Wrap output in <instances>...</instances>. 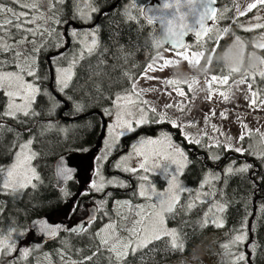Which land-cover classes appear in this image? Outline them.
I'll return each instance as SVG.
<instances>
[{
  "label": "trees",
  "instance_id": "16d2710c",
  "mask_svg": "<svg viewBox=\"0 0 264 264\" xmlns=\"http://www.w3.org/2000/svg\"><path fill=\"white\" fill-rule=\"evenodd\" d=\"M149 1L141 0V3H138V0H122L115 9L105 11L99 31V47L91 55L88 54L81 59L66 90L59 91L54 83L56 92L70 105L69 110L65 112L66 116L74 118L91 113L88 117L72 124L70 130L59 129L60 125L70 123L56 121L63 104L49 87L51 74L46 57L66 46L65 27L69 22L84 23L76 18L81 11L79 3L81 1L25 0L28 3H35L37 5L35 9L25 8L18 0L2 2L17 13L19 10H28L29 15L26 18L34 19L40 24L24 25L29 28L32 26V29L37 31L35 36L6 25L5 31L0 35L6 36L15 31V37L8 38L9 42L4 43L10 47L8 51L0 54V61L3 62L0 64V71L17 70L21 59H15V53L19 52L25 59L34 61L37 71L40 69L42 75L37 79L40 93L32 109L37 115L27 118H24L23 114H18L15 118L0 117V123L3 124V128H0V166L7 167L12 162L14 156L10 153L18 151L12 147L14 143L23 144L31 139L35 149L33 163L39 175L37 184L27 187L18 200L11 201L9 190L0 191V233L3 232V224H8L12 229V235L11 233L8 235L12 236L13 244L10 250L9 248L2 250L0 264H35L39 258L41 260L48 258L51 264H81V262L109 264L110 253L102 244L100 253L94 255L96 245L100 244L101 239L96 233H100L102 225L108 219L104 212L114 213L112 207L114 201H129L133 210L137 204H144V198L136 189L127 194L121 191L126 188L122 184L101 186L100 180L103 179L102 182L105 184V178L108 176L104 169L101 173L97 163L101 150L95 156V173L90 176L89 182L77 200L80 203L73 204L67 216L71 218L70 222L81 219L87 213V205L95 204L100 212L99 218L89 223L81 233H64L59 239L43 244L30 230L32 219L46 214H56V210L62 209L64 204L77 193L73 185L61 188L57 186L54 174L56 159L69 152L83 156L88 154L97 145L101 134L102 118L99 112L107 115L105 109L111 111L116 96L132 90L135 81L156 54L163 49H170L160 42L158 25L146 21L143 7ZM95 2L100 7L108 9L116 1L95 0ZM236 10V0H218V11L206 36L202 40L191 37L185 48L193 52H202L199 66L207 67V70L218 79L227 76L229 82L236 80L243 72L232 71L227 62L233 39L236 35H240L248 53L262 30V28L242 29V18L236 16ZM8 19L15 22L16 18ZM21 19L24 20L25 17ZM4 20L7 18L3 19L0 16V21ZM42 28L44 31H41ZM73 31L79 30L74 25H70L68 35L72 40L71 45L63 53L51 58L53 66L59 61L58 58L70 55L75 49ZM224 34H227V38H223ZM33 40L36 41V46H33ZM34 48L39 50L35 51ZM242 74L247 75L252 86L250 89L252 95L253 92L256 93V96H253L255 102L264 101V77L260 74L251 76L248 72ZM46 93H51V96ZM76 105L80 106V110L76 109ZM144 105L146 107V104ZM6 107L7 98L4 91H0V112L6 110ZM150 112L159 116L153 109H150ZM20 119H25V123L20 124ZM157 123L155 128L157 135L169 134L184 149L188 159L182 177L191 191L182 194L175 209V218H169L172 215L170 213L166 216L167 223L179 231L180 247L172 248L170 237H162L161 240L153 241L147 248L140 249L134 255L129 253L124 264H163L184 257L211 232L221 229L229 231L228 235L213 242V247L219 251L221 264H264L262 134L247 130L239 143L242 151L236 152L235 147H228L223 139L217 145H212L205 134L188 138L183 135L180 126L174 125L169 120H164L162 123L157 120ZM9 128L12 131H8ZM142 128L150 129L146 125ZM194 140H199L200 143H194ZM213 156H219V159L215 160ZM245 165L250 166L248 171L243 173L237 171ZM229 167L233 169L232 174L226 171ZM134 174L136 182L142 181L140 177L137 178L136 173ZM215 175L220 176V179H215ZM159 179L157 175H150L149 180L158 182ZM205 179L208 183L205 184L204 189L214 195H206V200H197L196 192ZM225 179L227 183L223 182ZM189 202L194 203L195 207L191 210H179L180 205ZM214 203L226 206L225 211L222 212L225 218L222 227H217L209 217V209ZM133 217L135 216H130L132 221ZM237 235H245L246 239L242 243L234 242ZM252 244L256 245L255 250L252 249ZM150 249L155 250L150 251ZM241 253L245 255L246 261L238 260ZM111 255L114 256V253ZM87 256H93V260H86Z\"/></svg>",
  "mask_w": 264,
  "mask_h": 264
},
{
  "label": "rangeland",
  "instance_id": "374dc122",
  "mask_svg": "<svg viewBox=\"0 0 264 264\" xmlns=\"http://www.w3.org/2000/svg\"><path fill=\"white\" fill-rule=\"evenodd\" d=\"M80 1L81 2L79 3L81 11L79 16L91 17L92 7L89 0ZM236 1V16L242 18L241 28L244 30L262 28V30L256 40L252 43L253 47L248 53H246L245 43L240 38V35H236L228 51V65L232 70L238 69V71H243L242 73L248 72L251 76L254 74L264 73V51H261L264 50V48L260 47L261 44H264V27H257V25H264V5L260 3V0ZM2 2H6V0H1L0 4H2L5 8H11L6 7ZM138 3H141V0H138ZM252 3H256L257 7L249 11L248 5ZM27 11L28 10L23 9L19 10L18 13L24 12L26 14L25 19L30 20V18H26L29 15ZM242 12L245 14L241 15ZM0 16L3 19L14 17L8 12L0 14ZM34 21L37 26L40 24L36 20ZM82 21L87 23L89 20L84 19ZM24 27L29 28L28 26ZM30 28L32 29V26ZM41 31H44V28H42ZM92 31L93 30L85 29L79 30L78 32L91 33ZM13 37H15V31L6 36L2 35L3 43L6 41L9 42L8 38L12 39ZM223 38H227V34H224ZM92 39L93 37L91 35L74 36V45L76 46L75 49L71 51L70 55L68 54L66 57H60L57 59L59 61L55 62L56 65L53 66L54 83L55 87L59 91L60 86L57 81L61 74L60 70L65 69L70 72V84L76 72V67L81 61V59H76V62L73 63V60L79 56L81 50H84V56L88 55L86 44L91 45ZM32 44L33 46H36V41L33 40ZM35 49L38 48H34V50ZM202 56V52H193L188 49H182L181 51L163 49L156 54V56L149 62L140 77L135 81L132 90L118 94L121 97L131 96V103L126 100H121L120 105L121 110L125 113L124 119L130 120L132 122L133 131L117 129V133L124 131V134L112 136L109 134L108 130L116 123L117 106L115 98L114 105L111 110L113 114L108 118L105 136L106 154L109 153L111 148L117 143L118 140H120L122 136L132 134L143 125L150 122H155L156 120L161 122L164 120H169L174 125L180 126L183 135L188 138H196L201 134H205L208 137L209 143L212 145H217L218 142L223 139L228 147L241 149L239 143L241 141V137L244 136L247 130L260 132L262 134V139H264V101L253 103L254 98L249 88L250 84L247 75H243L241 73V76L232 82H229L228 79L226 82H221L223 78H219L214 81L212 78L215 75L210 73L207 70V67L201 68L199 66ZM25 60H20L18 62L19 68L17 70H5L0 72H19V69L24 64ZM149 65L152 66L151 69H149ZM35 70L38 77L42 75L41 70L38 69L37 71L36 66ZM24 80L27 83H33L39 88L36 78L25 75ZM181 93H183V95ZM16 103L22 104L24 102L17 98ZM144 104H146V107ZM33 106L34 103L30 110L33 109ZM150 109L155 110L159 116L151 113ZM129 111L132 113L130 116L127 115ZM141 115L146 118V122L138 124L136 121L140 119ZM74 123L75 122L67 125H60L59 129L61 128L63 130H70L71 126H73L72 124ZM165 137H168L169 140H165ZM147 140H158L161 141V144L146 145L142 143L143 141ZM28 141L29 140L23 144H26ZM169 141L175 148H179L184 153L185 157H187L184 149L179 144H177L169 134L162 133L159 136H142V138H140L134 144L133 150L129 154L124 155L117 162L119 168L132 172V175H135L134 171L131 170L134 169V167L142 170L143 173H136L137 178L142 176L146 177L147 179H143L141 181L138 192L140 194V192L144 190L148 193V195L142 196L145 202L144 204H137L135 210L132 209L129 201L123 200L114 201L112 205L114 208L113 214L104 212V215H106L108 219L102 225L100 233L101 236L109 239L110 245L117 237L124 240L135 239V237L130 236V230L134 226L137 228V230H139L141 225L137 224L136 221L143 220L152 215L154 212L159 211V205L162 196H158L157 193H168L169 186L173 184V176L176 177V183H178L180 187L184 189V191L178 192L180 198L184 192L191 191V188L186 184L182 177L188 164V159L187 163H185L184 160L172 152V149H168L167 145ZM137 149L148 153L151 156V159L147 164V171L140 168V164L144 162V156L137 155ZM154 149H160L162 154L154 155ZM25 152L28 154L35 153L33 142L29 148L25 150ZM166 156H171V158H165ZM34 158L35 156L30 160L28 165L30 169H34V176L31 172H29V175L31 176V183L27 187L36 185L39 178L36 167L33 163ZM172 159L184 164V167L178 168V165L173 163ZM14 162L15 157L13 158L12 162L7 165V167H10ZM138 169H135V171ZM3 175L6 176V173ZM150 175H158L160 179L158 182L155 180L150 181ZM105 179V184L102 182L103 179L100 180L101 186L106 184L124 185L126 183L125 178H120L114 174L108 175ZM205 184L206 183L202 181L199 191L196 192L200 193L199 200L207 199V196L205 195L207 191L204 189ZM27 187L17 192L7 189L10 191L9 195L11 197V201L20 199ZM170 203H172V201H167L165 203V207H167ZM217 204L220 203H214L210 207L211 211H209V217L212 222H222L224 225L225 218L222 216V212L217 211L215 207ZM130 216H135L133 217V221ZM166 216L167 213H165L163 226L169 231L175 229L179 237V231L176 227H173L167 223ZM109 225H113L114 230L109 229ZM2 228L4 229L3 232L0 233V241H3L4 243L2 246H0V255L3 249L9 248L10 250L13 247V244L11 243L12 236L10 237L8 235L9 233L12 235V229L9 228V225L6 223L3 224ZM228 233L229 231L227 229L211 232L186 256L167 261L163 264H221L219 251L213 247V242L225 237L228 235ZM129 253H131V250H129ZM35 264H51V262L48 260V258H44L42 260L39 258Z\"/></svg>",
  "mask_w": 264,
  "mask_h": 264
},
{
  "label": "snow or ice",
  "instance_id": "6c2138e0",
  "mask_svg": "<svg viewBox=\"0 0 264 264\" xmlns=\"http://www.w3.org/2000/svg\"><path fill=\"white\" fill-rule=\"evenodd\" d=\"M18 2H22L23 6L25 8H32L35 9L37 5L35 3H28L25 2V0H18ZM63 2V0H61ZM260 3L264 5V0H260ZM166 7H169V5H165ZM257 7L256 3H252L248 5V10L250 11L251 9H254ZM93 12L98 11V9L93 8ZM5 12L11 13L16 19L15 22L12 19H7L4 21H0V34H2L5 31L6 25H11L15 27L17 30H22L24 32H29L31 35L35 36L37 35V31L26 28L24 25L26 23H35L34 20H22L21 17H25L24 12L17 13L11 8H5L2 4H0V14H3ZM215 15L214 11L212 13ZM245 13H241V15H244ZM78 19L84 20L88 19L90 20L91 17H84V16H78L76 17ZM58 23L60 21H57ZM171 23V22H169ZM257 27H264V25H257ZM72 35L74 36H80V35H91L93 37L92 39V44L87 45L86 44V49L87 53L91 55L97 46V40L95 39V36L97 35L96 31H92L91 33H82V32H76L73 31ZM24 41L22 40L21 43ZM9 45L4 44L2 40V35H0V54L3 52H6L9 50ZM260 47L264 48V44H261ZM39 49H35V51H38ZM84 57V50H81L79 56L73 60V63L76 62V59H82ZM15 59H21L25 60L23 55L19 52L15 53ZM3 62L0 61V64ZM149 69H151V65L148 66ZM232 71H238V69H233ZM60 76L58 78V84L60 86V91H63L64 89L68 88L69 85V80L71 79L70 72L65 69L60 70ZM28 77H33L38 79L39 77L37 76L36 70H35V63L34 61L31 60H25L24 64L20 67L19 72H0V91H4V94L7 98V107L6 110L0 112V117L8 116V117H13L15 118L18 114L22 113L24 118L30 117V116H36L37 113L34 110H30L32 108L33 103L35 102L37 98V94L40 93V89L36 87L33 83H27L24 80V76ZM262 77H264V73L260 74ZM214 81L217 80L218 78L213 76L212 78ZM228 79L227 76L223 77V80L221 82H226ZM251 85H249V88L251 89ZM183 95V93H181ZM46 95L51 96V93H46ZM253 96H256V93L253 92ZM19 98L21 99L24 103L18 104L16 103V99ZM121 100H126L131 103V96H124L121 97L119 95L116 96V106H117V112H116V123L109 128V134L112 136L116 135H123L124 131H120L117 133V129H123L126 131H133L132 128V122L130 120L124 119L125 113L121 110V105L120 101ZM253 103H255V100H253ZM55 106V105H54ZM76 109L80 110V106L76 105ZM105 113L108 116H111L113 113L107 109H105ZM127 115H132L131 111L127 113ZM146 118L141 115L140 119L136 121V123H145ZM20 124L25 123V119H20L19 120ZM0 128H3V124L0 123ZM8 131H12L11 128L8 129ZM19 135V133H17ZM243 139V137H241ZM165 140H169L168 137H165ZM194 143L199 144V140H194ZM31 140H29L26 144H18L14 143L12 145L13 148L18 149L19 151L17 152H12L10 153L15 157V162L11 164L10 167H4L0 166V174L5 175H0V191H3L4 189H11L13 192H17L19 190L24 189L31 183V176L29 175V172L32 173L34 176V169H30L28 167L30 160L35 156V153L28 154L25 152L26 149L29 148L31 145ZM143 144L146 145H158L161 144V141L158 140H147L143 141ZM163 147V146H162ZM168 149H172V152L179 156L182 160L187 163V157H185L184 153L179 149L175 148L169 141L167 145ZM236 152H241L242 149L240 148H235ZM154 155H161L162 152L160 149H154L153 150ZM137 155H143L144 156V162L140 164V168L144 169L145 171L148 170L147 164L149 160L151 159V156L148 153L142 152L139 149H137ZM165 158H171V156H166ZM215 160L219 159V156H213L212 157ZM173 163H176L178 165V168H183L184 164H181L179 161L172 159ZM249 165H245L243 168L237 169L238 172L243 173L248 171ZM132 171H135V169H131ZM66 171H71L66 170ZM229 174L233 173V169L231 167L227 168L226 170ZM38 178V177H37ZM215 179H220V176L215 175ZM141 179H147L146 177H141ZM173 184L169 186V191L168 193H157L158 196H162L160 200V205H159V211L154 212L152 215L148 216L147 218L143 220L136 221L137 224H140L141 227L139 230L134 226L130 230V236L135 237V239H120L117 237L115 241L110 245L109 244V239L101 236V233H96V236L101 237L100 239V244L96 245V249L94 252V255H97L100 253V245L102 244L110 253L108 257V262L109 264H124V261L126 260L127 256L129 255V250H131V253L134 255L137 251H139L142 248H147L149 244H151L153 241H159L162 239V237H171V247L172 248H179L180 244L178 243L179 237L176 233L175 229L168 230L165 228L164 225V218H165V213H170L172 214L169 218L174 219L176 215V205L179 204L180 197L178 195V192L184 191L180 187L178 183H176V177H172ZM224 183H227V179L223 181ZM204 183H208V180L205 179ZM95 186V185H94ZM202 186V185H201ZM141 196H147L148 193L144 190L140 192ZM205 195H214V193H206ZM195 199H200V193H196ZM172 201V203L168 204L167 207H165V203L167 201ZM195 207V204L192 202L187 203L186 205H180L179 210L184 211V210H191L192 208ZM217 211L223 212L225 211V206L224 204H217L215 205ZM211 211V209L209 210ZM207 215V213L205 214ZM213 223L216 224L217 227H222L223 223L222 222H216L213 221ZM109 229L114 230L113 225H109ZM246 239L245 235H237L235 237L234 242H240L242 243ZM3 241H0V246L3 245ZM225 247H228L225 245ZM252 249L255 250L256 245L252 244L251 245ZM155 249H150V251H154ZM114 253V256L111 255ZM86 260L92 261L93 256H87L85 257ZM239 261H246V257L243 253H241L238 257ZM83 264V262H81Z\"/></svg>",
  "mask_w": 264,
  "mask_h": 264
},
{
  "label": "water",
  "instance_id": "95a60500",
  "mask_svg": "<svg viewBox=\"0 0 264 264\" xmlns=\"http://www.w3.org/2000/svg\"><path fill=\"white\" fill-rule=\"evenodd\" d=\"M121 2L122 0H116L106 11L115 9ZM165 5H169V7ZM213 11L215 15L212 14ZM217 11V0H155L144 8V15L149 20L157 23L159 28V40L163 45L173 50H182L187 47L188 40L191 37L202 40L206 36ZM103 12L99 14V17ZM70 25H74L75 28L82 27L76 23L69 22L65 27V36L67 39L66 46L48 55L46 61L51 74L49 87L55 96L64 103V108L61 111V119L65 121H76L88 117L91 113L74 118L63 116V114L69 110L70 105L54 89V68L51 61L52 57L63 53L70 47L71 39L68 35ZM99 115L103 120V126L97 145L91 149L86 156L76 152H69L61 155L54 162V174L59 188L75 178L81 179L80 175H85L77 194L69 201L65 210L79 198L86 184L89 182L88 174H93V170L91 169L87 172V168L90 167L94 155L102 148L108 125L104 114L99 112ZM69 169L71 171H66ZM54 215L55 213L46 214L31 220L30 230L33 232L35 238L40 239L42 242H51L58 239L60 234L66 230L81 233L86 223L98 219L99 212L96 205H91L88 216L70 228L65 222L57 220Z\"/></svg>",
  "mask_w": 264,
  "mask_h": 264
},
{
  "label": "flooded vegetation",
  "instance_id": "af4514ba",
  "mask_svg": "<svg viewBox=\"0 0 264 264\" xmlns=\"http://www.w3.org/2000/svg\"><path fill=\"white\" fill-rule=\"evenodd\" d=\"M116 1V0H115ZM155 0H150L147 4L144 5L143 7V13H144V8L150 4V3H153ZM218 1V0H217ZM90 4H91V7L92 9L95 8V9H98V11L96 12H93L91 10V19L87 22V23H82V24H78L82 27L78 28V30H85V29H89V30H93V31H96L97 32V35L95 36L96 37V40H97V46L95 48V50L99 47V43H100V40H99V31H100V26H101V21H102V16L104 14V12L106 11V9L100 7L96 2L95 0H89ZM104 11V12H103ZM103 12V14L99 17V14ZM215 18V17H214ZM214 20V19H213ZM146 21H151L153 22L155 25H157V23L155 21H152V20H149L147 18ZM63 104V103H62ZM64 106V105H63ZM63 107L60 109L59 111V114L56 116V121L57 123L59 122H66V123H72V122H76V121H65L63 119H61V111H62ZM64 116L65 113L63 114ZM105 118L107 120V123H108V118L109 116L108 115H105ZM68 117V116H66ZM71 118V117H69ZM101 119V118H100ZM159 123H162L161 121H159ZM157 120L155 122H150L148 124H145L147 127H150L149 130H147V128H142L140 127L137 131L133 132L132 134H128V135H125V136H122L120 138V140L117 141V143L111 148V150L109 151V153H105V139L103 140V145H102V148L94 155V158H93V161L91 162L90 164V167L87 168V172L89 170H93V174L95 173V169H94V161H95V156L97 154H99V152L102 150L101 154L99 155L98 159H97V163L100 167V170H101V173L104 169L105 173L107 175H111V174H114L120 178H125L126 179V183L124 184L126 188L124 189H120L121 191L123 192H126L127 194H129V192H131L132 190L136 189L139 191V187H140V184H141V181L139 182H136V180L134 179L133 175H132V172H129V171H125L121 168H119V165H117V162L126 154H129L133 148H134V144L140 139L142 138V136H145V137H149V136H158L157 135V131L155 130L156 128V125H157ZM103 126V120H101V127ZM144 126V125H143ZM101 133V132H100ZM87 155V154H86ZM85 155V156H86ZM86 165V164H85ZM134 169H138L136 167H134ZM138 171H142L141 169H138L136 171H134V173H137ZM93 174H88V177H89V180H90V176H92ZM81 176V179L79 178H75L73 179L72 181L68 182L67 184H65L64 186L68 185V186H71L73 185V189L76 190L77 189V192L81 186V182H82V179L85 175H80ZM158 176V175H157ZM142 177V176H141ZM140 177V178H141ZM139 178V179H140ZM56 179V178H55ZM158 179H159V176H158ZM143 180V179H141ZM57 183V181H56ZM87 185V184H86ZM58 186V185H57ZM113 190V189H112ZM119 190V191H120ZM77 194V193H76ZM75 194V195H76ZM74 195V196H75ZM72 196V198L74 197ZM71 198V199H72ZM70 199V200H71ZM79 199V198H78ZM77 199V200H78ZM68 200L66 202V204H64V207L62 209H58L56 210V217L54 215V217L57 219V220H60L62 222H65L68 227H72L74 224H76L77 222H79L80 220H83L85 219L88 214H89V208L91 205H95V204H89L87 205V213L85 215V217L81 218V219H76L72 222L71 221V218H68V212H69V209L71 208V206L75 203H80V201H75L71 204V206L65 210L67 204L69 203ZM97 206V205H96ZM98 208V207H97ZM57 211H58V214H57ZM98 212H99V209H98ZM63 216V217H62ZM100 216V212H99V215H98V218ZM91 222H94V221H91ZM91 222H88L86 223L85 227L91 223ZM85 229V228H84ZM64 233H76V232H70V231H64L63 233L60 234L63 235ZM60 236L58 237V239L60 238ZM40 243H44L42 242L40 239H37ZM57 240V239H56Z\"/></svg>",
  "mask_w": 264,
  "mask_h": 264
}]
</instances>
